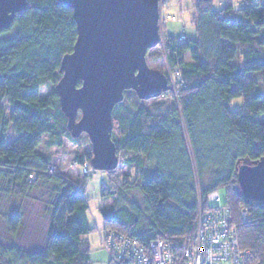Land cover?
<instances>
[{
    "label": "trees",
    "instance_id": "trees-1",
    "mask_svg": "<svg viewBox=\"0 0 264 264\" xmlns=\"http://www.w3.org/2000/svg\"><path fill=\"white\" fill-rule=\"evenodd\" d=\"M26 1L10 29L0 32V192L8 200L6 209L18 201L15 212L0 214L7 233V239L0 237V264H91L87 236L96 227L90 225L85 185L80 184L87 178L73 182L49 174L48 157L37 152L45 136L50 138L47 148L62 147L61 139L78 142L70 136L55 92L60 63L76 42V25L72 11L57 0ZM191 2L194 38L182 31L164 44L169 70L180 74L164 97L177 106L165 115L126 109L129 96L141 101L128 91L113 110L118 135L112 141L117 153L135 156L128 161L135 176L132 183L116 186L108 174L114 188L102 186L100 234L112 231L144 248L159 238L180 256L199 211L209 207L207 196L224 189L222 203L232 213L240 248L264 264V204L245 199L236 178L242 163L264 159V0H243L237 11L227 3L220 12L213 10L212 0ZM186 55L190 63L184 62ZM46 85L50 90L41 98ZM237 99L242 107L230 110ZM91 158L90 153L77 156L76 164L91 168ZM109 199L112 205H106ZM26 201L36 204V217L43 221L41 241L25 243L19 237ZM242 210L251 216L248 223L240 222ZM105 253L108 264H119Z\"/></svg>",
    "mask_w": 264,
    "mask_h": 264
},
{
    "label": "water",
    "instance_id": "water-1",
    "mask_svg": "<svg viewBox=\"0 0 264 264\" xmlns=\"http://www.w3.org/2000/svg\"><path fill=\"white\" fill-rule=\"evenodd\" d=\"M209 3L211 0H201ZM73 13L77 38L60 63L55 86L61 112L73 139L85 134L91 145L93 171L118 168L112 141V113L132 91L141 101L170 91L168 78L151 69L147 53L160 41V0H57ZM26 0H0V32L8 30ZM240 192L264 204V159L243 164L237 172Z\"/></svg>",
    "mask_w": 264,
    "mask_h": 264
},
{
    "label": "rangeland",
    "instance_id": "rangeland-1",
    "mask_svg": "<svg viewBox=\"0 0 264 264\" xmlns=\"http://www.w3.org/2000/svg\"><path fill=\"white\" fill-rule=\"evenodd\" d=\"M192 0H166L165 3L160 1V9H161V17L159 21V29H160V37L161 41L159 45L150 50L147 53L146 61L148 66L153 69L163 73L168 78V84L171 87L174 86L173 82L175 81L174 74L171 73L167 64V55L168 53L165 51L164 44L167 40L166 37L175 36L179 32L186 31V34L191 37L193 32L192 25V17L193 12L195 11V4L191 2ZM227 3H230L233 8L237 11L241 9L243 5V0H212V8L215 12L222 11ZM173 20V21H172ZM175 21V22H174ZM10 29V28H9ZM240 60H238L239 62ZM185 63H190V58L188 55L184 57ZM172 83V84H171ZM171 84V85H170ZM175 87V86H174ZM50 90V87L47 85L44 86L41 90V98H45ZM170 92V91H168ZM166 93H163L159 98L152 99L150 101H138L135 102L133 96H129L126 101H124V105L126 109L136 110L138 107H143L148 109L151 112H155L156 114L165 115L169 112L173 105L177 106L176 100H166L164 97ZM166 101H161V100ZM136 106V107H135ZM242 107V100H233L229 109L232 111H237ZM262 124H264V117L260 118ZM112 135L117 137L118 131L116 129V125L113 126ZM13 132L10 131L8 143L11 144L13 141ZM209 140V139H208ZM50 141L48 136L43 138V143L37 149V152L41 155H46L49 159L50 165L55 168L56 173L63 174L65 177L73 180H81L80 176H85L87 178V182H81L82 186L85 185L84 195L87 199L88 206L90 209V215L92 219H90V225L92 228H95L88 236L87 239L90 244V260L91 264H108V257L105 253V250L102 247L100 233L103 232V220L99 213V208L101 207L100 195L101 192H105L102 190V185L105 183L108 189L114 188V185L109 181L108 174L112 172H101V171H93L90 168V174L84 175V169L80 168L76 164V157L91 154V145L88 137L85 134H82L78 138V142L73 143L68 141L67 139H61L62 147H51L47 148V143ZM209 142V141H208ZM186 144L189 147L188 139L186 140ZM214 142L211 143L212 146ZM211 151V156H214L216 151L214 148ZM118 168L114 173H112V181L119 186L124 182L132 183L134 181L135 176V168L134 165L129 163L131 159L135 156L131 154H125L123 152H118ZM243 164L249 165V162H244ZM207 180V175L204 176V181ZM74 182V181H73ZM80 182V181H79ZM238 189L240 190L239 184H237ZM111 190L110 192H113ZM219 195L222 198L223 203L226 201V191L224 189H219ZM139 200V199H138ZM257 202V201H256ZM113 199H109L106 202V205H112ZM8 200L7 198L0 192V214L3 215L5 212H15L18 206V201L10 203V208L6 209ZM26 209L28 210V214L24 219V227L22 232L19 234V237L25 243L27 242H38L41 241L42 231H40L39 226L43 223L41 218L38 216V208L36 204L26 201L23 203ZM35 207H34V206ZM250 215V214H249ZM6 226L3 222L2 217L0 218V237L3 239H7L6 235ZM258 258L255 256L252 264H258Z\"/></svg>",
    "mask_w": 264,
    "mask_h": 264
},
{
    "label": "built area",
    "instance_id": "built-area-1",
    "mask_svg": "<svg viewBox=\"0 0 264 264\" xmlns=\"http://www.w3.org/2000/svg\"><path fill=\"white\" fill-rule=\"evenodd\" d=\"M179 38L185 40L186 34L181 33ZM174 76L173 84L179 83V72L174 73ZM83 169L84 175L90 174L89 165L85 164ZM47 172L56 173L52 166ZM34 179L35 175L32 174L28 180L33 182ZM79 192L83 194L82 190ZM207 205L208 208L199 211L195 231L180 256L173 252L170 243L159 238L144 248L112 231L100 234L102 247L119 264H252L255 256L252 251L240 248L232 213L222 203L218 192L207 196ZM239 219L245 224L251 220V216L242 210Z\"/></svg>",
    "mask_w": 264,
    "mask_h": 264
},
{
    "label": "crops",
    "instance_id": "crops-1",
    "mask_svg": "<svg viewBox=\"0 0 264 264\" xmlns=\"http://www.w3.org/2000/svg\"><path fill=\"white\" fill-rule=\"evenodd\" d=\"M194 36H195V32H194V30H193L191 37H190V36H188V37H190V38H194ZM108 261H109V259H108Z\"/></svg>",
    "mask_w": 264,
    "mask_h": 264
},
{
    "label": "bare ground",
    "instance_id": "bare-ground-1",
    "mask_svg": "<svg viewBox=\"0 0 264 264\" xmlns=\"http://www.w3.org/2000/svg\"><path fill=\"white\" fill-rule=\"evenodd\" d=\"M62 175H63V174H62ZM63 176H64V175H63ZM64 177H65V176H64ZM66 178H67V177H66ZM68 179H69V178H68ZM69 180H71V181H75V180H73V179H69ZM103 185H104V184H103ZM103 185H102V186H103Z\"/></svg>",
    "mask_w": 264,
    "mask_h": 264
}]
</instances>
